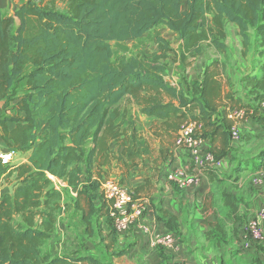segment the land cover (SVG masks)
Masks as SVG:
<instances>
[{
    "label": "trees",
    "instance_id": "obj_1",
    "mask_svg": "<svg viewBox=\"0 0 264 264\" xmlns=\"http://www.w3.org/2000/svg\"><path fill=\"white\" fill-rule=\"evenodd\" d=\"M57 1L25 0L13 16L0 6V102L19 84L24 91L0 116L2 141L28 154L18 166L0 164V186L12 176L19 182L13 194L0 195V264H99L88 257L53 258L42 247L51 238L65 193L77 197V208L93 211L92 200L101 197L98 191L109 177L103 168L114 162L123 175L144 165L147 178L133 191L135 199L155 191L167 153L155 156L135 121L120 122L118 106L126 98L142 115L161 121L158 136L173 140L184 124L194 122L216 159L229 153L228 113L243 106L235 93L221 87L223 62L208 64L202 80L187 83L185 90L169 82L162 61L172 50L163 38L152 59L121 56L114 61L111 42L137 40L163 25L177 34L179 58L187 63L201 53L203 42L226 52V24L231 23L242 39L243 55L254 32L257 53L264 57V0H60L63 11ZM260 68V74L243 79L259 104L264 62ZM112 143L122 148L119 155L111 151ZM204 172L212 177L215 171ZM50 176L66 187L58 190ZM89 219H82L87 226ZM174 222L169 217L166 223L171 231Z\"/></svg>",
    "mask_w": 264,
    "mask_h": 264
},
{
    "label": "crops",
    "instance_id": "obj_2",
    "mask_svg": "<svg viewBox=\"0 0 264 264\" xmlns=\"http://www.w3.org/2000/svg\"><path fill=\"white\" fill-rule=\"evenodd\" d=\"M4 2L7 0H0L3 10L6 8ZM231 25L233 24H226L227 38L224 43L227 47L229 46L228 28ZM235 30L238 31L237 27ZM240 45L241 61L236 63L233 59V62H230L231 58L228 54L231 51L227 49V53L224 52L223 56L209 60L204 65L199 72L200 78L199 74L195 73H191L187 78L189 85L198 83L202 80L208 64L215 60L223 62L226 70L220 77L221 87L224 91L235 93L236 98L241 102L240 106L248 110V118L244 121L235 122L228 118L232 121L231 129L233 126L238 127L242 142L241 144L231 142L229 153L222 158L225 163L223 168L215 171L212 177L207 175V172L196 171L189 156L176 149L177 137H175L172 157L166 164L164 162L159 167L161 175L154 179L156 190L150 195L136 199L148 202V210L141 221L148 230L133 227L127 232H119L109 218V203L101 197H95L92 200L94 210L91 212L83 207H76L77 197H63L51 238L42 247L44 255L72 259L88 257L99 264L238 263L244 250L248 251L251 245L244 241L242 231L235 232V228L237 229L240 223L237 220L243 217L244 213V217L248 219L258 217L261 212L264 213V182H259L260 173L264 169L262 158L264 155V108L250 95L243 82L246 75L260 74L264 57L251 48L244 56L241 37ZM221 81L225 82V88ZM4 111L5 107L3 108L0 104V116ZM144 117L146 116L140 113L137 117L131 116V120L139 123ZM205 141L211 150L210 141L207 139ZM1 144L0 139V152L6 151L8 148H1ZM219 145L220 143L216 142L214 147ZM111 151L119 155L122 148L112 143ZM17 156L16 166L27 162L28 154L18 153ZM249 161L250 164L246 168V162ZM169 164L171 168L168 170ZM117 166L118 163L114 162L103 168L109 176L108 179L117 177L115 176ZM174 168H183L198 175L200 183L181 188L167 178ZM235 168H237L236 172L233 171ZM135 171L126 175L121 174L120 177L123 181L120 183L132 192L145 183L148 174L142 163L135 168ZM18 183L16 176L6 179L0 186V195L13 194ZM227 212H229L228 215L232 214L231 219L227 218ZM83 216H90V225L87 226L83 222ZM169 217L176 220L173 224L175 231L169 230L166 226ZM211 230L214 233L210 235L212 237H209ZM238 230H240L239 227ZM163 234L174 236L176 245L173 248L156 241V238ZM84 264L91 263L84 262Z\"/></svg>",
    "mask_w": 264,
    "mask_h": 264
},
{
    "label": "rangeland",
    "instance_id": "obj_3",
    "mask_svg": "<svg viewBox=\"0 0 264 264\" xmlns=\"http://www.w3.org/2000/svg\"><path fill=\"white\" fill-rule=\"evenodd\" d=\"M25 0H7V2H4L5 5V10H3L4 14L7 16H13L15 12L19 9L20 5L24 2ZM57 8L63 11L65 9V4L58 0L56 2ZM183 9H187V4H183ZM212 16L210 15V19ZM18 26V22H17ZM235 26L231 25L228 28V42L229 46L228 49L231 51L228 55H230L229 61L233 62V59L236 60V63L241 61L242 59V54H241V45H240V37L238 34V31L235 30ZM161 37L163 38L169 48L172 50L169 52V56L167 59L163 60L162 62L166 64L168 74H169V82L181 89L187 90V83H188V76L191 75V73H195L196 75L199 74L201 69L204 67L205 64L209 60L212 59H217L223 56V53L217 52L215 48H213L208 42H203L201 45V53L195 57V58H189L187 63H184L179 56L181 55V41L179 40L178 36L176 33L170 31L166 26H158L154 30L148 32L145 34L143 37L137 40L129 41V42H111V47L114 53V61H117L121 56H126L127 58H132V57H145L148 59L154 58L156 55L159 54V42L158 38ZM251 38H252V45L251 49L254 51H258L257 44H256V39L257 35L254 32H251ZM227 53V51H226ZM236 65V64H235ZM200 78V74H199ZM222 86L225 88L226 84L224 81H221ZM23 84H19L11 93L10 97L7 99H4L3 101L0 102V104L3 105V108L5 107V111L1 114V116L5 113H7L8 108L14 105V99L19 97L20 95L23 94ZM227 90V89H226ZM120 109L123 118L120 119V122H127L128 120H131V116H139L140 111L139 107L133 102L131 98H126L124 101L121 102V104L118 106ZM264 110V109H263ZM139 131L142 134V137L144 141L148 143V149H152L154 151L155 156H160L161 152L167 153L165 157V164L171 159L172 157V150L174 148V144L172 139L168 138L167 136H158L157 135V130H155L161 122L156 121L155 119H149L147 117H144L143 120H141L139 123L135 122ZM1 132V129H0ZM199 135H201L199 133ZM178 136V134H177ZM176 136V137H177ZM2 141V137H0ZM242 142V136L241 140L238 142L241 144ZM237 143V145H238ZM1 148H8L2 141ZM170 148V150L168 149ZM264 158V155L262 156ZM18 159V156L16 157L15 161L13 162V166L16 165V161ZM250 164L249 162H246V168L247 165ZM170 164L168 166L169 170ZM237 168H235L236 172ZM117 173H115L116 178L113 179H108L107 181H115V182H123L121 180V174L124 173L123 170H121L118 166L116 167ZM138 171V170H136ZM135 171V172H136ZM264 171V169L262 170ZM161 175V174H160ZM155 188V187H154ZM156 190V188H155ZM100 191V190H99ZM98 191L99 194H101ZM134 191V190H133ZM65 197H75L71 193H65ZM100 197V195H99ZM102 197V195H101ZM151 197V196H150ZM86 205V204H84ZM233 206H235L233 204ZM87 207V205H86ZM88 208V207H87ZM234 210V209H233ZM229 211V210H228ZM232 213V211H229ZM227 212V218L231 219L232 215L231 213L228 215ZM245 213L242 215L243 217H239L237 221L240 223L238 224V227L240 230L235 228L236 231H242L244 241L248 242L249 245H251L250 249L248 251L244 250L243 255L241 256V259L238 260V263L236 264H264V239L262 242L258 243H253L250 239V236L248 233L245 231V229L248 227L249 222L252 220H255L257 217L253 218L250 220L248 217H244ZM236 217V216H235ZM236 219V218H235ZM262 225H263V232H264V220H262ZM232 230V229H231ZM245 232L247 236L243 233ZM214 232L211 230L209 231V237H212ZM240 233V232H239Z\"/></svg>",
    "mask_w": 264,
    "mask_h": 264
},
{
    "label": "built area",
    "instance_id": "obj_4",
    "mask_svg": "<svg viewBox=\"0 0 264 264\" xmlns=\"http://www.w3.org/2000/svg\"><path fill=\"white\" fill-rule=\"evenodd\" d=\"M261 106L264 108V100L261 102ZM228 118L235 122L244 121L248 118V110L244 107L230 109ZM200 128L194 122L184 124L176 138L175 147L178 151L184 152L189 156L196 171L203 172L206 169L219 171L225 163L223 159H216L205 139L198 134ZM231 137L234 143L241 140V133L238 127H232ZM17 155L18 153L14 149L0 152V164L3 166L12 165ZM167 178L181 188L195 186L200 183L198 175L183 168L172 169ZM50 179L55 183L58 190L61 191L66 187V184L55 177L50 176ZM259 182H264V171L260 173ZM101 195L109 203V218L119 232H127L133 227H139L145 231L148 230L141 222L148 210V202L136 200L133 197V192L128 187H125L120 182L107 181L101 186ZM262 220H264L263 212L255 220L249 222L248 227L245 229L252 242L258 243L264 239ZM243 233L247 236L245 232ZM156 241L170 248L176 245V239L171 234L160 235L156 238Z\"/></svg>",
    "mask_w": 264,
    "mask_h": 264
}]
</instances>
